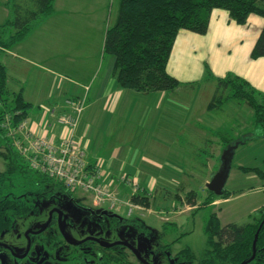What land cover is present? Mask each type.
Returning <instances> with one entry per match:
<instances>
[{
  "label": "crops",
  "instance_id": "0c3cea01",
  "mask_svg": "<svg viewBox=\"0 0 264 264\" xmlns=\"http://www.w3.org/2000/svg\"><path fill=\"white\" fill-rule=\"evenodd\" d=\"M7 1L0 0V24L9 18ZM118 2L112 13V0H55L52 14L22 41L3 51L0 62L6 69L7 87L14 92L21 91L24 101L31 106L25 122L33 137L57 142L66 133L59 127L57 118L73 114L66 102H83L73 136L83 148L89 170L93 171L94 164H99L97 171L101 179L109 188L119 190L122 196L119 200L125 199L127 204L130 199L126 195L153 191L155 180L175 170L182 175L188 171L196 173V168L187 163L191 156L185 155V148L210 143L208 133H214V140L219 139V143L213 141L214 148L222 151L223 122L216 118L222 110L235 113L236 120L232 119L235 124L231 127L234 143L243 146L253 141L250 136L238 138L246 131L239 110V105L250 110L245 104L228 101L209 110L215 86L205 97L196 90L216 78L233 75L264 95V58L247 60L264 21H258L257 34L241 51V45H232V42L237 43L239 38L245 41L247 30L237 29L240 31L236 32L235 23L225 11L213 10L204 35L180 31L175 38L166 72L177 79L180 86L171 92L143 94L117 84L115 60L103 53L105 34L116 21ZM253 20L249 16L244 26ZM227 42L231 45L226 46ZM216 44L224 47L217 52ZM184 47L192 54H184ZM231 48L237 50V60L240 57L244 60L242 54H245L247 70L242 69L237 55L235 58L230 55ZM180 55L181 61L184 57V64L177 75L172 63H178ZM215 61L224 68L214 71ZM203 69H208L213 79L205 74L204 81L197 83L196 77ZM250 115L252 117V112ZM252 125L256 126L254 119ZM171 164L178 165V169ZM241 168L245 167L237 166Z\"/></svg>",
  "mask_w": 264,
  "mask_h": 264
},
{
  "label": "rangeland",
  "instance_id": "374dc122",
  "mask_svg": "<svg viewBox=\"0 0 264 264\" xmlns=\"http://www.w3.org/2000/svg\"><path fill=\"white\" fill-rule=\"evenodd\" d=\"M116 7L117 0H112V13L115 12ZM251 16L254 20L247 27L244 25L236 26L237 24L233 26L236 32L240 31L237 29L247 30L244 32L245 41H241V38H239L236 39L238 40L237 43H234V41L232 42V45H239V47L241 45V51H243L244 47L248 46V41L252 40V36L257 34L260 27L258 21L263 20L259 16ZM237 36H239L238 33ZM228 45H231V43L228 44L227 42L226 46ZM181 47L182 44L179 50ZM223 47L224 45L222 44H216L217 52ZM189 50L190 49L184 47V54H192ZM221 53L223 54V51ZM241 53L242 52H240V54ZM182 55L179 56L178 63L174 61L172 63V68H175L177 75L181 73L180 70H182L181 68L184 64V57L183 61H181ZM230 55L234 58L237 55L236 60L239 58L237 50L234 48L230 49ZM242 55L244 56V60L240 57L237 61L240 63V66L243 67V70H247L249 65L245 62V54ZM248 59H251L249 54L247 55V60ZM201 65H203V63H201ZM253 66H256L255 63ZM223 68L224 66H222L220 62H214V71ZM210 69L213 72L211 67ZM251 69L252 68L249 70ZM205 74L206 69H203L201 75L196 77L198 82L194 81L195 85L196 82L202 83V81H204L202 78H204ZM201 86L199 88H201ZM214 86L215 81H211L207 86L196 91L200 92L201 97H205V94L209 95L212 92ZM258 100L260 101L259 98ZM230 101L241 104L235 100ZM227 102L228 101L225 103ZM215 109H217V107L210 110ZM239 110L243 117V121L246 123L243 127L246 128V131L245 133L241 132L238 138L241 139L242 135L243 138L250 136L253 138V141L246 145L243 144V146L239 145L233 153L228 178L223 190L228 195L226 199L223 197L210 196L211 194L205 187L206 182H209L219 169L221 163L220 155L226 148L224 143L226 141L234 142L236 140L231 138V132L233 130L231 127L235 124L232 122V119L236 120L235 113L232 111H227L226 113L222 110L223 113L219 112L216 117L220 119V122H223V126L220 129V131L224 132V145L222 144V151L214 148L213 141L219 143V139H213L212 135H214V133H208L207 139L209 140L210 138V143L205 145L204 143L193 144L192 147L186 146L187 148H185V155L191 156L187 163L196 168V173L193 174L192 171H188L182 175L183 173L181 174L175 170L171 175H166V177H162L161 180H155V189L153 191H146V193H150V195L144 193L138 197L139 200L145 199L148 201V210L134 204L130 209L129 206L125 204V199L119 200L121 193L115 188H109L118 200L113 208H111L108 203H98L91 194L84 192L74 193L72 198L77 204L93 210L96 214L103 211L108 212L112 217L104 219L102 222L96 221L91 225H87L86 223L83 224L81 211L75 209V205L73 201H71L72 199H67L68 201L64 202V205L69 225L65 224L63 226L65 234L72 241L80 240L82 235L94 236V238L106 243L124 240L126 243L136 248L143 257L150 251L155 252V259L148 257V261L151 264H189L185 260H179L181 256L180 252L186 249L189 250L197 260H200L206 248V236L203 227L210 214L213 213L216 215L221 225L228 223L244 225L248 222L251 223L249 216L254 211L264 207V130L260 126L252 125L254 119L253 113L252 117L251 115L249 116L252 111L250 112V110L241 105H239ZM211 143H213V145L210 146ZM21 157L23 160H26L24 156ZM17 163L18 162H14V159L11 160L10 156L5 153L4 144L0 142V176L3 175L6 177L10 173V169H12V172H15V174H9L10 176H8L6 182H4V180L2 181L3 185L0 187L1 205L8 206L7 211L12 218L15 214L23 215L28 213L29 210H33V208L41 209L39 214H29L26 217H19L20 215H17L16 227L1 239L5 244L10 245L14 249L16 248L15 252L20 254L22 251L17 248L23 245L21 237L24 226L31 222L38 224L42 223L46 220V210L52 206H58L59 203V201L54 198L50 201L51 205L49 204L44 207L42 206V200H46L50 196H59V198H64V201H66L67 197H64L65 194L60 191H56V187L52 184H42L41 178H31L30 175L22 174L24 165ZM205 165L206 167H204ZM239 165L249 170L246 172L239 170L237 169ZM15 166L18 168L16 171L14 169ZM171 166L178 169V165L176 164H171ZM93 167L92 172H95L99 169L98 167H100V165L94 164ZM259 172L262 175H260ZM124 182L128 183V185L130 184V182L126 180H124ZM143 185H145V183H143ZM125 197L130 199L132 195L128 194ZM207 201H209L208 204H206ZM11 202H13L12 204L14 207H10ZM130 204L132 205L131 202ZM26 205H30L32 209H29V206ZM34 243L35 246L30 256L32 261L26 259L23 262H13L9 259L6 261L5 259V263L140 264L124 247H116L106 251L103 250L102 254L105 255L107 259H103L99 263L96 252L100 249L99 246L95 244L89 243L80 247H74L63 244L62 242L57 244L52 243L48 244L47 252H45V250L42 251L40 248L41 239H34ZM263 249L264 248L260 249L261 251L259 253L261 258H264ZM37 254H41V257L45 258L43 263H36L33 261ZM87 255L89 258H87Z\"/></svg>",
  "mask_w": 264,
  "mask_h": 264
},
{
  "label": "trees",
  "instance_id": "16d2710c",
  "mask_svg": "<svg viewBox=\"0 0 264 264\" xmlns=\"http://www.w3.org/2000/svg\"><path fill=\"white\" fill-rule=\"evenodd\" d=\"M54 2L55 0H8L9 18L0 24V55L22 41L32 29L49 17L53 12ZM213 10L225 11L229 19L240 26L245 25L251 15L259 16L264 21V0H119L116 21L107 29L103 45V53L115 60L114 75L117 84L121 88L143 94L171 92L178 88L180 82L166 72L175 38L180 31L204 35L208 30ZM250 58H264V22L250 52ZM206 77L213 79L208 69ZM214 81L215 92L208 104L209 110L219 107L226 101H238L252 111L256 126L264 130L263 94L253 89L247 81L233 75L216 78ZM30 107V104L24 101L21 91L14 92L7 88L6 69L0 62V124L4 115H10L12 126L16 127L25 121ZM0 142H3L5 153L11 160L14 159V162L24 165L22 174L30 175L31 178L39 177L42 184L50 183L56 187V191L69 196L79 192L68 191L61 182L39 175L31 169L27 161L13 148L11 139L1 128ZM224 144L227 147L234 142L226 141ZM14 169L18 170L16 166ZM241 170L246 172L249 169ZM11 172L12 169L9 174H15ZM9 174L6 177L0 176V187L3 180L6 182ZM259 174L262 175L260 172ZM140 196L133 195L130 202L132 205L148 209V201L139 200ZM227 196L223 191L219 197L226 199ZM12 203L10 207H14ZM208 203L209 201L206 202ZM5 206L0 207V222H3L2 213L6 214L8 210V206ZM263 219L264 207L254 211L249 216L251 223L244 225L234 223L221 225L217 216L212 213L203 227L206 248L201 259L197 260L186 249L180 252L179 260H185L189 264L245 262L252 255L253 237ZM6 228L1 226L0 231ZM262 248L264 223L255 244V257L249 264H264V258L259 256Z\"/></svg>",
  "mask_w": 264,
  "mask_h": 264
},
{
  "label": "built area",
  "instance_id": "2783aa9c",
  "mask_svg": "<svg viewBox=\"0 0 264 264\" xmlns=\"http://www.w3.org/2000/svg\"><path fill=\"white\" fill-rule=\"evenodd\" d=\"M73 114L57 118L59 127L66 130L57 142L42 137H33L26 122L12 126L11 116L4 115L0 128L11 139L13 148L26 158L31 169L54 181L61 182L68 191L91 194L98 203H108L113 208L118 202L109 185L101 179L98 171L89 170L85 154L73 136L77 117L83 109L81 101H67ZM131 209L133 205L126 204Z\"/></svg>",
  "mask_w": 264,
  "mask_h": 264
},
{
  "label": "flooded vegetation",
  "instance_id": "af4514ba",
  "mask_svg": "<svg viewBox=\"0 0 264 264\" xmlns=\"http://www.w3.org/2000/svg\"><path fill=\"white\" fill-rule=\"evenodd\" d=\"M65 196L67 197L66 201H64V198L62 199L59 198V196H56V197L50 196L46 200H42L43 202L42 206L44 207L49 204L51 205L50 201L54 198L55 200L59 201V203H58V206L56 207L52 206L46 210L45 212L46 220L43 221L42 223L38 224V223L31 222L24 226V229L22 231V237H21L23 245L17 248L22 251L20 254L15 252L16 248L14 249L10 245L5 244L4 242L1 241L4 235H6L9 231L13 230L16 227L17 225L16 218L18 217L14 215L12 218L10 214L7 213V211H6V214L2 213L3 222H0V227L3 226L7 228L4 231H0V264H6L5 259L6 261L9 259L13 262H23L26 259H28L29 261H32L30 256L32 255V250L34 249V246H35L34 239H41L40 248L42 251L45 250V252H47L48 244H52V243L57 244V243L62 242L63 244L74 246V247H80V246H83L89 243L95 244L99 246V249H100L96 252V256L98 258L99 263L103 259H107V257L102 254L103 250L106 251V250H110L116 247L126 248L140 264H151L148 261V257H152L155 259V252L150 251L147 253L145 257H143L140 255L139 251L136 248L132 247L131 245L130 246L137 251V254L140 259H138L135 256V254L123 244H120V245H117L111 248H105L101 246V244H112V243L103 242L97 238H94V236L82 235L80 240H75V241L70 240V238L65 234L63 230V226L65 224L69 225V220L67 218L66 209L64 205V202L68 201L67 199H72L71 201H73L75 205L73 206L75 207V209L81 211L82 216H83V224L86 223L87 225L89 224L91 225V224H94L96 221L102 222L104 219L111 218L112 216L109 215L108 212H105V211L100 212L99 214H96L93 210L77 204L72 198V196H69L66 194L64 195V197ZM26 206H29V209H32L30 205H26ZM0 207H2L1 204H0ZM40 212H41V209L33 208V210H29L28 213L20 215L19 217H26L29 214H39ZM118 242L126 243V241L124 240H120ZM87 258H89L88 255H87ZM44 260L45 258L41 257V254H37L36 258L33 261H35L36 263H43Z\"/></svg>",
  "mask_w": 264,
  "mask_h": 264
},
{
  "label": "water",
  "instance_id": "95a60500",
  "mask_svg": "<svg viewBox=\"0 0 264 264\" xmlns=\"http://www.w3.org/2000/svg\"><path fill=\"white\" fill-rule=\"evenodd\" d=\"M240 143L239 142H235L232 145L227 146L223 151L222 154L220 156V166L219 169L217 170V172L213 175V177L211 178V180L206 184V189L212 193L214 196L219 197L223 194V190H224V186L226 183V180L228 178V174H229V170H230V163H231V159L233 156V153L235 151V149L238 147ZM264 223V219L262 220V222L260 223L255 235H254V240L252 243V255L250 257V259H248L245 262H242L240 264H249L255 257V244H256V238L258 236V233L262 227ZM101 244V243H100ZM123 244L124 246L128 247L134 254L135 256L139 258L137 251L135 249H133L129 244L127 243H112V244H101V246L105 247V248H111L117 245Z\"/></svg>",
  "mask_w": 264,
  "mask_h": 264
}]
</instances>
